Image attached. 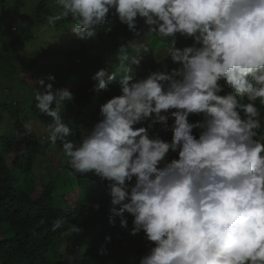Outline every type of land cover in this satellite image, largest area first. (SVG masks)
Here are the masks:
<instances>
[{
  "label": "clouds",
  "instance_id": "obj_1",
  "mask_svg": "<svg viewBox=\"0 0 264 264\" xmlns=\"http://www.w3.org/2000/svg\"><path fill=\"white\" fill-rule=\"evenodd\" d=\"M54 5L58 10L47 17L48 25L71 18L73 33L85 41L97 38L111 16L136 35L143 19L148 37L170 45L167 58L180 65L169 71L164 64L138 79L141 52L150 49L145 42L121 44L114 71L100 68L91 76L96 92L119 77L121 94L100 105L101 119L79 142L68 139L74 121L62 116L74 93L55 87L54 75L30 80L36 109L51 118L42 129L44 139L61 143L74 174L107 181L112 227L119 217L127 230L128 213L130 234L144 233L148 251L139 264H264V130L255 103L264 105V0H54ZM177 34L191 38L192 45L177 47ZM130 46L136 55H129ZM245 99L248 103L241 102ZM192 115L202 119L191 122ZM146 121V127H137ZM156 124L171 131L170 141L150 136ZM23 127L31 133L33 121ZM170 152L178 158L169 160ZM64 225L57 218L52 231ZM80 231L73 225L62 235ZM111 239L105 236L107 243ZM99 252L106 254V247Z\"/></svg>",
  "mask_w": 264,
  "mask_h": 264
},
{
  "label": "trees",
  "instance_id": "obj_2",
  "mask_svg": "<svg viewBox=\"0 0 264 264\" xmlns=\"http://www.w3.org/2000/svg\"><path fill=\"white\" fill-rule=\"evenodd\" d=\"M27 1L0 0V9L11 10L14 7L16 11L26 10L29 8ZM37 1L35 7L31 8V18L23 22L18 20L16 31H12L11 27L15 24L13 15L0 16L2 39L6 44L10 41V44L0 47V71L4 79L10 81L9 85L11 76L14 78L17 73L26 71L32 81L54 75L55 87L69 88L74 93V100L66 104V112L62 111V116L66 123H69V119L74 121L69 123L73 134L68 139L79 142L101 119L100 105L121 94L119 77L109 84L107 90L100 92L92 90L95 82L91 79L100 68H107L109 73L114 71L118 63L115 53L120 45H131L133 42L148 45L150 51L141 52V64L135 69L138 79L147 77L157 69L163 70V66L155 67L153 61L170 45L155 36L148 37L143 19H138L141 32L136 35L114 16L110 17V24L97 29V38L80 40L72 31L71 18L57 21L55 27L48 25L47 17L58 10L54 0ZM108 27L112 29L110 32L105 31ZM178 36L177 47L183 48L179 43L185 39ZM128 53L137 54L131 46ZM167 66L169 71L180 67L172 61ZM26 83H22L23 92L20 93L31 94L25 116L47 126L51 118L36 109L31 85ZM227 91H231V88L225 85ZM241 102L248 103L246 99ZM255 103L261 113V130H264V105H260L259 100ZM20 105L13 101H0V124L7 115H11L14 126L12 135L0 134V264H139V259L148 251L144 233L130 234L133 217L128 213H125L129 222L127 230L119 226V217L116 218V227L109 224L111 197L106 187L107 181L101 182L91 173L74 174L67 160H62L58 162V167L72 179L70 182H75L72 187H65L69 180L61 182V174L53 175L51 172L53 144H45L34 131L27 133L23 127ZM189 119L195 122L201 120L202 115H192ZM172 123L173 119L170 118L169 124ZM147 124V121L142 122L137 127H146ZM199 131L195 129L194 135L198 137ZM149 132L150 136L159 134L167 141L172 138L171 131H164L160 124ZM54 147L62 151L59 141ZM11 155L13 162L9 163ZM172 158H178V154L170 152L168 159ZM41 160H48L49 166L46 173L42 172L40 182H37L36 166ZM96 204L100 205L98 210ZM57 218H63L65 225L52 231V224ZM73 225L80 227L78 234L62 235ZM106 235L112 237L110 243L105 241ZM101 246L107 249L104 255L99 252ZM111 250L116 257H108Z\"/></svg>",
  "mask_w": 264,
  "mask_h": 264
},
{
  "label": "rangeland",
  "instance_id": "obj_3",
  "mask_svg": "<svg viewBox=\"0 0 264 264\" xmlns=\"http://www.w3.org/2000/svg\"><path fill=\"white\" fill-rule=\"evenodd\" d=\"M37 2H38L37 0H28L26 6L29 8L26 10L24 8V9H20V10L16 11V10H14V7L11 10L10 9H6V10L0 9V16L3 17L5 15H9V14L13 15L12 20H13V22H15V24L11 27H12V31H16L17 27H19V21L23 22L24 19L29 20L31 18V14H32V10H33V9L31 10V8L35 7V4ZM2 38H3V35H2V33H0V47L10 44V41H8L6 44ZM177 38H179V36ZM183 38L185 40L184 41L181 40L179 43L180 45H182V47L192 45L193 42L187 43L188 41L192 40L191 38H185V37H183ZM156 51L158 52L159 49H157ZM21 60L25 61V58L21 57ZM157 61H159L161 63H157ZM153 63L155 65V67L163 66L164 64H170L171 65V58L170 57L167 58L166 49L161 52V56L159 58L155 59L153 61ZM25 64H28V63H25ZM40 65H42V64L39 61L38 66H40ZM26 73H27L26 71H24V72L22 71V72L17 73L16 76H14V78L11 76L10 80L12 79V81L9 85L8 82H10V81L5 80L3 73L0 71V101H3V102L13 101L14 104H16V103L21 104L19 109H21L23 111L21 114V118L23 119V122H26L28 120L33 121V128H34L33 131L38 135V137L45 144L50 145L52 143L44 139V136L46 135V133H44L42 131V129H44L46 127V125L41 124L37 120H34L32 117L26 118L27 116H25L27 111H28L27 108L31 103V94H27L26 92L23 95L20 94L21 92H23V91H21V88L24 86V84H22V83L27 82L26 84L31 85L30 80H33L31 75L26 74ZM26 87H29V89H30V86L25 85V88ZM10 116L11 115H7L5 117V119H3L4 121L0 124V128H2V130H0V134H3V135H12L13 134L14 126H13V121H12ZM51 149H52V152L50 154V157L54 160V162H51V164L53 166L51 169V172H53V175H58L60 173L61 174V176H60L61 182H65L64 179L69 180L68 182H66L65 187H72V185H74L75 182H70L72 179H70V177L65 175L62 172V169L58 167V162L59 161L62 162V160H67V158L63 155L62 151L60 149L54 147V145L52 146ZM62 155L64 156V158H62ZM49 160L51 161V159H49ZM12 162H13V155H11L9 157V163H12ZM48 166H49L48 160H44V161L41 160V162L37 163V166H36L37 176L35 178L37 182H40L39 181L40 176H41L42 172L46 173ZM108 257L109 258L116 257V253L111 250L108 254Z\"/></svg>",
  "mask_w": 264,
  "mask_h": 264
}]
</instances>
